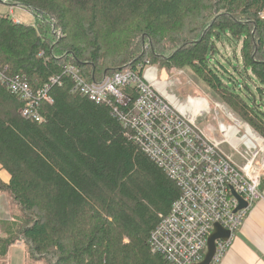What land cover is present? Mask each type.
<instances>
[{
	"label": "trees",
	"instance_id": "16d2710c",
	"mask_svg": "<svg viewBox=\"0 0 264 264\" xmlns=\"http://www.w3.org/2000/svg\"><path fill=\"white\" fill-rule=\"evenodd\" d=\"M0 4L33 17L15 22L0 11L1 66L33 90L49 84L54 99L41 103L45 121L37 122L0 82V173L10 175L8 182L0 175V191L14 203L0 219V263L23 243L26 264H169L148 238L180 186L128 137L110 106L72 92L66 67L88 82L148 63L161 72L190 68L264 137V0ZM231 40L240 44L232 56L220 47Z\"/></svg>",
	"mask_w": 264,
	"mask_h": 264
},
{
	"label": "built area",
	"instance_id": "2783aa9c",
	"mask_svg": "<svg viewBox=\"0 0 264 264\" xmlns=\"http://www.w3.org/2000/svg\"><path fill=\"white\" fill-rule=\"evenodd\" d=\"M14 10L11 7L10 13ZM259 15L264 18V9ZM12 17L15 22L21 21ZM149 66L152 65L148 64L145 70ZM66 71L74 82L72 92L110 106L111 114L126 128L128 137L181 188L171 211L161 215L150 233L152 252L163 255L169 264L201 263L218 223L231 232L229 238L216 240L209 264H220L249 210L264 196V137L253 128L256 136H250V126L246 125L243 137H248L242 144L248 149H243L234 141L236 135L230 133L232 125L219 121L218 133L200 126L197 112H182L164 93L168 80L163 78V71L160 79H153L151 73L146 75L139 67H126L92 82L86 81L76 66L68 65ZM51 80L62 84L59 76ZM0 82L24 101L19 109L24 117L45 121L41 103L54 102L48 93L49 84L35 91L20 75L9 74L1 64ZM191 99L192 96L187 104L195 107ZM203 104L199 115L214 110ZM234 132L242 133L240 129ZM234 192L248 203L246 207L239 208Z\"/></svg>",
	"mask_w": 264,
	"mask_h": 264
},
{
	"label": "rangeland",
	"instance_id": "374dc122",
	"mask_svg": "<svg viewBox=\"0 0 264 264\" xmlns=\"http://www.w3.org/2000/svg\"><path fill=\"white\" fill-rule=\"evenodd\" d=\"M14 13H10L11 7L0 4V11H8L11 16H15L20 18L22 21L30 22L33 20L32 14L28 13L26 10L21 9L20 7H14ZM228 48L224 49L222 45L220 47L229 52L232 56L233 51L232 48L235 47V49L239 48V42H235L231 40V43L226 44ZM234 49V48H233ZM183 71V72H182ZM146 75L151 73L153 76V79H159L162 76L161 71H159L154 66H149L145 72ZM183 73V74H181ZM157 77V78H156ZM163 78L168 80V84L164 90V93L169 97V99L177 106L178 109H180L182 112L187 113L189 111L197 112V121L202 127H209L214 132L218 133V122L224 121L227 125H232V130H230V133L232 132L233 135H236V139L234 140L239 144L240 148L248 149L246 145L242 144L244 140L247 139V137H243L246 133V125H248L244 120L235 119V117L230 116L229 109L227 105L224 102H221L220 98L212 92L207 86H205L201 80H199L196 73L190 69V68H178V69H171L170 71L163 70ZM169 92V93H167ZM194 99L195 107L192 105L187 104L188 98L191 97ZM207 97L208 101L203 97ZM209 102V103H208ZM217 102L220 103V105H217ZM202 103V104H200ZM203 103H208L212 112H206L205 114L199 115V111H202V109L205 107ZM207 104V105H208ZM251 128V127H250ZM241 130V134H236L234 131ZM243 134V135H242ZM261 135V134H260ZM219 136V134H218ZM262 136V135H261ZM263 137V136H262ZM2 231V229H1ZM44 263H47L43 261ZM39 263V264H44ZM17 264V262H15Z\"/></svg>",
	"mask_w": 264,
	"mask_h": 264
},
{
	"label": "crops",
	"instance_id": "0c3cea01",
	"mask_svg": "<svg viewBox=\"0 0 264 264\" xmlns=\"http://www.w3.org/2000/svg\"><path fill=\"white\" fill-rule=\"evenodd\" d=\"M0 175L4 181H9L10 175L6 170H2ZM262 190L264 194V184ZM13 211L14 203L11 197L0 191V219L10 217ZM15 262L26 264L23 243L14 244L5 262L1 263L15 264ZM39 263L44 262L33 264ZM220 264H264V196L249 210Z\"/></svg>",
	"mask_w": 264,
	"mask_h": 264
},
{
	"label": "water",
	"instance_id": "95a60500",
	"mask_svg": "<svg viewBox=\"0 0 264 264\" xmlns=\"http://www.w3.org/2000/svg\"><path fill=\"white\" fill-rule=\"evenodd\" d=\"M234 193L240 201L239 208L246 207L248 205V203L238 193H236V192H234ZM230 235H231V232L229 230L223 228L220 224L217 223L215 225V230L213 231V233L209 237L208 252L205 256V259L201 263H198V264H209L211 262V259L214 255V253H215L216 240L219 238L227 239L230 237Z\"/></svg>",
	"mask_w": 264,
	"mask_h": 264
},
{
	"label": "bare ground",
	"instance_id": "6f19581e",
	"mask_svg": "<svg viewBox=\"0 0 264 264\" xmlns=\"http://www.w3.org/2000/svg\"><path fill=\"white\" fill-rule=\"evenodd\" d=\"M144 64H145V63H144ZM146 64H147V62H146ZM148 64H149V63H148ZM136 66H137V65H136ZM136 66H135V67H136ZM130 67H131V66H130ZM135 67H134V68H135ZM141 67H142V66H141ZM146 67H147V66H146ZM146 67H145V68H146ZM140 69H141V71H143L142 68H140ZM123 70H124V69H123ZM143 72H144V71H143ZM116 73H117V72H116ZM156 78H157V77H156ZM103 79H104V78H103ZM159 79H160V78H159ZM35 91H36V90H35ZM167 93H169V92H167ZM191 101L193 102V104H194V103H198V104H199V102H195L193 98L191 99ZM102 104H103V103H102ZM207 104H208V103H207ZM208 106H209V104H208ZM230 116L233 117L231 114H230ZM198 118H199V117H198ZM235 119L238 120V121L240 122V120L237 119L236 117H235ZM247 130H248V133L251 134L250 136H253V137L256 136V133H255V131H254L252 128L247 127Z\"/></svg>",
	"mask_w": 264,
	"mask_h": 264
}]
</instances>
